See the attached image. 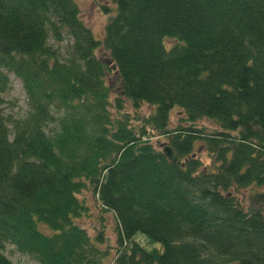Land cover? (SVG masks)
I'll return each mask as SVG.
<instances>
[{
    "label": "trees",
    "instance_id": "obj_1",
    "mask_svg": "<svg viewBox=\"0 0 264 264\" xmlns=\"http://www.w3.org/2000/svg\"><path fill=\"white\" fill-rule=\"evenodd\" d=\"M105 2L96 40L73 0H0V264L5 243L37 264H264V0ZM10 76L30 112L9 129Z\"/></svg>",
    "mask_w": 264,
    "mask_h": 264
},
{
    "label": "rangeland",
    "instance_id": "obj_2",
    "mask_svg": "<svg viewBox=\"0 0 264 264\" xmlns=\"http://www.w3.org/2000/svg\"><path fill=\"white\" fill-rule=\"evenodd\" d=\"M76 4L79 11V18L81 22L90 30L96 40H99L102 37L103 26L107 21V18L102 14L100 10V5H107L105 0H73ZM166 45L172 44V41H166ZM67 41H64L60 44L61 50H64ZM95 56L97 59H101L105 57L101 50L95 51ZM109 82H112L114 87H117L113 82L112 78L109 77ZM115 90V89H114ZM116 91V90H115ZM114 93L110 92L109 100L111 101L114 97ZM3 103L1 106V111L3 118L7 127L10 129L12 123L14 121L23 120L27 117L30 112V108L27 104V100L25 98V94L21 87L19 80L15 77L10 76L9 78V87L7 91L2 95ZM141 113L146 114L150 111L148 107H142ZM123 112L129 113L132 115V110L124 101L123 103ZM181 113L177 109H173L169 115V123L168 128H173L178 120L180 119ZM197 126L203 125L207 129H211L214 125L208 120H201L197 124ZM152 143L157 146L159 143H165V138L162 137H154L152 139ZM199 144V142H198ZM195 147H197V145ZM195 154H197L198 159L201 164L209 165V159L205 151L199 148L198 151L194 150ZM260 192L264 193V187L259 189ZM238 196V202L240 205H246L248 203L247 197L248 192L246 190H241ZM79 199H83L85 201V205L88 208L87 216L83 215L79 219H77V224L83 227L89 236L95 235V232L101 231L103 238L102 244H99L98 247L102 250L108 249L109 254L113 253V248L115 246V221L110 214L102 213L99 211L98 204L91 196L89 191H82L77 195ZM264 210V205L260 206ZM2 252L5 257L12 264H37L33 259L25 254H21L15 250V248L8 243H5L2 248ZM110 259V257H109ZM108 259V260H109Z\"/></svg>",
    "mask_w": 264,
    "mask_h": 264
},
{
    "label": "water",
    "instance_id": "obj_3",
    "mask_svg": "<svg viewBox=\"0 0 264 264\" xmlns=\"http://www.w3.org/2000/svg\"><path fill=\"white\" fill-rule=\"evenodd\" d=\"M161 151L164 155V157L166 158V160L169 162V163H175L176 162V156L174 154V152L172 151V149L167 146V145H162L161 146Z\"/></svg>",
    "mask_w": 264,
    "mask_h": 264
}]
</instances>
